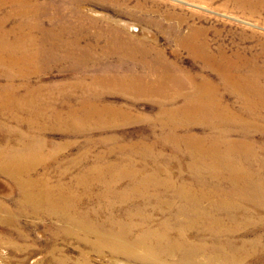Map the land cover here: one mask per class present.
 <instances>
[{"label": "bare ground", "instance_id": "bare-ground-1", "mask_svg": "<svg viewBox=\"0 0 264 264\" xmlns=\"http://www.w3.org/2000/svg\"><path fill=\"white\" fill-rule=\"evenodd\" d=\"M17 4L23 6L20 1ZM66 11L53 7L48 14L44 10L42 14L48 16L38 22L39 16H30L36 11L15 8L18 18L29 16L28 33L37 29L40 33L46 32L49 38L21 37L20 40L27 41L26 44L19 42L23 49L15 44L18 40L10 43L5 40L0 45V77L8 81L3 90L0 88V172L11 176L17 187L0 180V192L6 191L3 196L7 197L17 189L14 204L19 215L24 209H30L34 214L54 218L56 227L52 226V233L56 239L74 241L80 254L74 260L64 254L43 263L120 264L116 257L123 256L148 264H264V65L241 64L240 61L246 59L241 53L197 52L204 66L217 73L218 83L204 74L185 73L159 56H155L159 69L152 68L149 65L152 61L145 60L152 49L149 46L138 61H145L147 69H155V76L160 80L143 77L134 86L128 83L132 80L131 74H109L103 78L102 73L91 74L90 82L33 88L28 80L42 69L37 65L41 51H50V47L59 49L62 54L56 61H63L64 49L73 51L72 40L65 37L69 29L78 30L86 38L93 32L87 30L97 25L91 21L89 24L93 26H85L82 24L84 15L75 17L68 9ZM119 24L126 28L125 23ZM18 27L23 29L20 23ZM107 29L115 41L119 40L116 31L113 35L111 29ZM136 30L134 27L133 31ZM19 34L22 33L15 32V38ZM1 35L13 34L1 31ZM76 39L79 44L83 38L77 36ZM98 42L94 40L90 45L94 47ZM112 44L113 41L106 46L111 48ZM123 45L125 49L129 47L134 56L139 54L135 42ZM258 54L248 59L259 61L262 53ZM25 64L37 66L30 68ZM5 67L12 73L5 72ZM15 74L21 84H14ZM173 74L182 79L172 77ZM170 81L179 86H170ZM99 85L109 89L108 93L128 91L154 103L158 115L152 123L162 121L163 126L170 127V132L165 137L154 135L150 141L122 143L116 147L121 151L114 156L116 163H105L108 156L98 153L96 157L104 163L92 160L99 165L93 163L81 169L84 167L79 162L82 154H76L75 158L58 155L59 148H70L68 140L43 148L38 139L16 134L2 120L14 110L35 114L28 121L39 124L42 135L38 136L42 137L44 132L54 129L76 137L80 133L87 134L92 124L103 127L133 121L129 107L102 101L97 90ZM21 88L23 92L19 91ZM224 89L233 91L238 111L218 98ZM67 96L74 100L68 101ZM169 97H172L170 102L164 103ZM41 107L45 111L40 116ZM56 108L60 110L53 111ZM7 118L17 121L12 115ZM199 124L203 130L193 132L194 126ZM258 134L262 138L254 140ZM91 137V133L85 135L84 143L94 145ZM161 137L176 146L172 157L185 159L187 164L170 175L157 167L155 172L140 169L137 172L133 156L160 158L162 154L155 151L163 141ZM31 141H34L32 149ZM40 169L43 171H38ZM3 209L6 215L0 221L14 226L11 208ZM59 251L54 246L48 253L54 256Z\"/></svg>", "mask_w": 264, "mask_h": 264}, {"label": "rangeland", "instance_id": "rangeland-1", "mask_svg": "<svg viewBox=\"0 0 264 264\" xmlns=\"http://www.w3.org/2000/svg\"><path fill=\"white\" fill-rule=\"evenodd\" d=\"M17 1H20L23 6L18 7ZM17 1L6 3H1L0 1V35L1 31L13 34L5 35L4 37L1 35L0 45H2L5 40L9 43L18 40V42L15 41V44H18L19 49H23L24 47L20 45L19 42L21 44H26L27 41L20 40L21 37L24 38L29 36L33 39L43 40L49 38L46 32L40 33L37 29H33L28 33L27 23L30 21V18H28L29 16H25L24 18L19 16L18 18V16H15V8L32 9L36 11V14L30 16H39V18L36 19L38 22H41L45 17L47 18L48 14H50V10L56 7L61 8L65 13H67L66 10L68 9L72 16L77 14L84 15L82 19L84 22L82 21V24L85 26L91 21L97 23L96 26L87 30L93 32L86 38L81 35L78 30L74 28L69 29L65 37H70L72 40L71 48L73 51L69 52V49H64L65 53L63 58H61L63 61H56L59 59L58 57L61 56L62 52H58L59 49H54L52 47H50V51L43 50L38 54L37 65L40 64L39 67H42V69L40 72L33 74L28 80L33 88L63 84L71 86L74 83L90 82L91 78L89 77L91 74L101 75L102 73L105 74L102 76L103 78L109 74H131L132 80H128V83H134V86H137L138 80L143 77L146 79L148 77L150 80L153 79L155 81L160 80L159 76H155V69H147L145 67V65H147L145 61L143 63L138 61V58L144 56L145 47L149 46L152 49L150 53L146 54L145 60L152 61V63L149 64L152 68L159 69L156 67L157 63L155 62L157 58L155 56H159L165 58L167 61L173 62L174 66L180 70H184L185 73L192 75L204 74L206 78L218 83L219 79L217 73H214V70L204 66L203 62L197 57V52L206 50L214 55H219L218 52L221 50L226 51L227 54L241 53L243 54L242 56L246 57L245 60L240 61L241 64L248 66L264 65V2L260 0ZM44 10L48 14H42ZM19 23L23 29L18 27ZM119 23H125L126 30ZM44 25L49 24L44 23ZM106 25L111 29L113 35H115V31L118 33L117 36L119 40H114L110 32H108V27H106ZM39 26L41 28L44 27L41 25ZM134 27L137 28L136 31H133ZM84 29L86 28L84 27ZM15 32H21L22 34H19L18 38H15ZM77 36L83 38L79 41V44L77 43ZM56 37H58V34ZM94 40L99 42L96 45L93 44L94 47H92L90 43H93ZM112 41L113 44L111 48L107 47L106 43L110 44ZM128 41L135 42L137 51L139 52L138 55L136 54V56H134V53L129 47L128 49L123 48V46H125L123 44ZM117 42H119V44H117ZM183 42L186 43L183 44ZM52 46L56 47V45ZM258 52L262 53L261 60L253 61L252 58L248 59V57L258 56ZM132 57H135L137 60ZM25 65L30 68L37 66L35 64ZM3 70L8 73L11 72L6 67ZM16 75L17 74H15V78H13L14 84H21V81L19 82L16 79L18 78ZM172 77L182 79L181 76L175 74H173ZM6 82L8 81L5 78L0 77V88L2 90ZM168 84L170 86H179L173 81H170ZM97 90L103 102L106 101L114 105L122 104V106L129 107L132 110L134 120L124 124L119 123L115 126L105 124L103 127H99L96 124H92L91 127L93 128L89 131L86 130L87 134L80 133V135L76 137L65 135V133L55 129L44 132L43 137L38 136L42 135L38 129L39 124L35 125L34 122L28 121V118L32 119L35 114L30 115L22 110H14L8 113L9 116H15L16 122L15 120L12 121L8 119L7 117L9 116H4L2 120L6 123V126L13 128L14 130H11L16 132V134L35 138V140L38 139L41 146L43 145V148L47 147L50 143L60 144L68 140L71 142L70 148H59L58 155L60 158L66 156L75 158L76 154H82L83 157H81V160L79 159V162L81 165L83 163L84 167L82 166L83 168L81 169H85L86 166L89 167L99 160L103 162V160L96 157L98 153L108 156L104 159L106 160L104 161L105 163H116V158L114 156H117V154L120 155L121 153L116 147L122 143H130L131 141L137 140L150 141L154 138V135L165 137L168 132H170V127L163 126V122L159 121L160 117L158 119L159 122L157 121L158 123H152V121L155 120V115H158L156 113L157 107L154 103L138 98L135 93L128 91H124L123 94L121 92L114 93L112 91L108 93L109 89H105L103 86L97 87ZM19 91L23 92V89L21 88ZM78 94L83 95L82 93ZM13 98L16 100L15 93L13 94ZM171 98L172 97L165 99L164 103H169ZM218 98L226 104L227 107H233L235 109L234 111L240 109L236 106L237 103L235 102L232 90L224 89ZM67 100L73 101L74 99L68 97ZM239 104L242 107L241 102H239ZM59 110L60 109L56 108L53 111L57 112ZM44 111L45 110L41 107L40 111H38V115H43ZM51 112L47 111L49 114H51ZM252 120H254V118ZM103 128H108L110 130L100 131V129ZM203 128L204 127L199 124L194 126L192 131L200 133ZM230 129L233 131L232 128ZM90 133L92 135L90 140L94 142V145H87L84 143L85 135H90ZM1 136L2 131L0 132V137ZM164 137H161L163 141L158 143L160 147L155 151L156 153L159 152L162 154L160 158L154 159L153 157L144 158L141 156H133V163L135 164L134 166L137 172H139V169L142 172L145 170L155 172V168L157 167L159 170L163 169L167 171L165 174L170 175L174 173L173 170L177 171V168L181 169V165L187 164L185 159L176 160L172 157V154L175 153L174 147L176 146L169 145L171 143L167 141L164 142ZM255 138L259 140L262 136L258 134L254 137V140H256ZM31 143L30 148L32 149L34 147V141H31ZM80 146H82V148ZM92 160H94V162ZM94 164L99 165V162ZM113 168L116 169V165H113ZM110 170H112V168ZM38 171L42 172L43 170L40 169ZM0 174L2 183L7 181L10 186H15V180L11 176L2 174L1 172ZM15 188L17 187L15 186ZM5 192L6 191L0 192V219L6 215L3 207L6 209L11 208L14 214L15 224L14 226H9L0 221V264H45L43 261L50 260L51 258H58L64 254H69L68 256L71 260L79 257L78 255L80 254L75 247L76 243L74 241H69L70 243L65 241L62 242L60 238L56 239V236L52 233V226L56 227V220L54 218L34 214L30 209H24L22 211L23 214L21 213V215H19L14 204L15 199L18 198V190L16 189L15 192H11L7 197L3 196ZM54 246L60 251L52 256V253H48V250L50 251L51 247ZM92 258L98 260L97 257L92 256ZM116 260L119 261L120 264H148L136 259H125L123 256L116 257Z\"/></svg>", "mask_w": 264, "mask_h": 264}]
</instances>
